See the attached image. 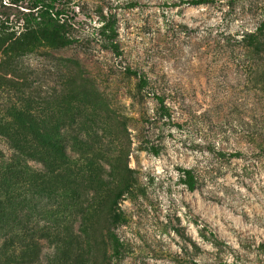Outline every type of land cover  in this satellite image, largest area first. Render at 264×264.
<instances>
[{"label":"rangeland","instance_id":"374dc122","mask_svg":"<svg viewBox=\"0 0 264 264\" xmlns=\"http://www.w3.org/2000/svg\"><path fill=\"white\" fill-rule=\"evenodd\" d=\"M184 1L62 0L75 42L28 53V90L0 92L1 118L26 106L57 144L28 156L20 264H264V0ZM31 6L0 0V19Z\"/></svg>","mask_w":264,"mask_h":264},{"label":"trees","instance_id":"16d2710c","mask_svg":"<svg viewBox=\"0 0 264 264\" xmlns=\"http://www.w3.org/2000/svg\"><path fill=\"white\" fill-rule=\"evenodd\" d=\"M61 1L32 0L30 11H27L21 20L0 19V92L10 94L15 91L25 94L28 90V78L25 75L27 68L22 62L28 53L46 45L66 47L75 42L73 24L67 18ZM212 1L187 0L184 3L200 5ZM260 31H264V22L260 26ZM101 34L107 46L120 54L116 15L103 19ZM248 38L251 46H260V38L255 33ZM127 72L140 78L141 88L148 85V79L137 70L128 68ZM157 99L163 114L171 117L164 97L157 96ZM0 136L6 138L11 146L10 154L0 157V191L3 190L5 194V198L0 199V235L15 234L12 238L7 235L0 243V261L5 259L6 263L20 264L26 259L22 253L23 247L28 249V242H24V237L28 236V211L25 216L20 215L28 209L25 202L28 199V156L40 155L39 149L55 148L57 144L41 122L28 119V107L16 104L8 107L6 118L0 117ZM150 150L155 155L160 153V149L155 146ZM182 172L185 175L184 183L190 190H195L198 180L194 171L183 168ZM19 184L24 188L18 198L21 201H17ZM20 206L21 209L18 211L17 208ZM211 234L214 236L213 232ZM194 245L199 248L196 243ZM123 248L121 239L114 236L115 254L121 255Z\"/></svg>","mask_w":264,"mask_h":264}]
</instances>
